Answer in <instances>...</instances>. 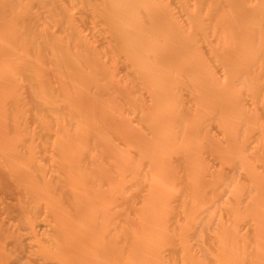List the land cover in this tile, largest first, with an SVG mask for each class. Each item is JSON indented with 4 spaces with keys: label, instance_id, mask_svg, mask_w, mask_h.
Segmentation results:
<instances>
[{
    "label": "bare ground",
    "instance_id": "bare-ground-1",
    "mask_svg": "<svg viewBox=\"0 0 264 264\" xmlns=\"http://www.w3.org/2000/svg\"><path fill=\"white\" fill-rule=\"evenodd\" d=\"M263 168L264 0H0V264H264Z\"/></svg>",
    "mask_w": 264,
    "mask_h": 264
},
{
    "label": "rangeland",
    "instance_id": "rangeland-1",
    "mask_svg": "<svg viewBox=\"0 0 264 264\" xmlns=\"http://www.w3.org/2000/svg\"><path fill=\"white\" fill-rule=\"evenodd\" d=\"M125 152H127V151L125 150ZM123 153H124V152H123ZM123 167H124L123 169L127 168V167H125V166H123ZM260 170H261V169H260ZM260 170H258V172H259ZM121 171L123 172L122 168H121ZM126 171H127V169L124 171V174L126 173ZM261 171H262V170H261ZM261 171L258 173V175L264 171V168H263V171H262V172H261ZM263 173H264V172H263ZM123 178H124V176H123ZM108 195H109V194H108ZM106 197H107V196H106ZM106 197H105V198H106ZM105 201H107V200H105ZM217 204H218V203H217ZM219 204H220V202H219ZM219 204H218V205H219ZM62 205H64V204H62ZM66 205H67V204H66ZM188 206H189V208H191L190 205H188ZM213 207H214V206H213ZM218 207H219V206H218ZM192 209H193V208H192ZM192 209H191V210H192ZM219 209H220V207H219ZM187 210H188V211H187ZM208 210L211 211L210 209H208ZM208 210L205 211V212H207V213H204V215H202V217H203V218L207 217V219H208L209 217L211 218V216H212V219H214V218H213L214 215H212V213L215 212V211L213 210L212 213H211V212H208ZM217 210H218V209H217ZM63 211H64V212L67 211L66 206L63 208ZM186 211L189 212L190 209L187 208ZM209 213H210V214H209ZM218 213H219V212H218ZM202 214H203V213H202ZM206 214H209V215H211V216L206 215ZM205 215H206V216H205ZM204 216H205V217H204ZM208 216H209V217H208ZM197 218H198V217H195V219H197ZM77 219H78V220H77ZM79 219H80V220H79ZM207 219H206L205 222L208 221ZM76 220H77V221H76ZM197 220H198V219H197ZM197 220H196V221H197ZM200 220H201V219H200ZM209 220H210V219H209ZM75 222H76V224H75L74 226H72V227H73V230H74V229L77 230V229L81 226V224H82V219H81L80 217H78V218L74 219V223H75ZM181 222L183 223L184 221H181ZM185 222H186V221H185ZM213 222H215V219L213 220ZM67 223H68V222H67ZM71 223H73V222L71 221ZM71 223H70V221H69V224H71ZM69 224H67V225H69ZM69 231H70V230H69ZM93 234H94V233L81 234L82 236L84 235V236H83L84 239H83V241H82L83 243H81V245H78V244H77V245H78V248H79V249H78V248H77V249H78V250H81V249H82V252H81V251H80V252H81V253H84V254H82V255H83V257H84L85 259L82 258V256L79 255L80 253H78V252H79L78 250H77V253H76V258L79 259V258L81 257L80 260L83 261V262L86 261L85 264H103L104 262H102V261L104 260V257H106V255H105L106 253L103 254L104 256H102V257H101V256L99 257V256L94 255V253H93V251H95L94 249H96V247L98 248V245H96V242H97V244H99V243H98V239H97V241H96V237H98L97 234H96V233H95L94 235H93ZM192 238H193V237H192ZM192 238H190V239H191V242H193V240H194V238H193V240H192ZM85 239H87V240L85 241ZM91 240H92V241H91ZM147 240H150V239H147ZM89 241H90V242H89ZM93 242H94V243H93ZM149 242H150V241H149ZM149 242H148V243H149ZM63 243H65V242H63ZM63 243L61 242L62 245H63ZM86 243H87V244H86ZM148 243H146V244H148ZM193 243H195V241H194ZM61 244H60V245H61ZM146 244H145V245H146ZM62 245H61V247L58 249V251H60V252L57 251V254H58V253H61V251H62L61 248H62V249L64 248V246L62 247ZM177 245H178V244H177ZM79 246H80V247H79ZM81 246H83V247H81ZM148 246H149V245H148ZM148 246H147V248H148ZM80 248H81V249H80ZM99 248H100V247H99ZM99 248H98V249H99ZM149 248H150V247H149ZM65 251H66V250L62 251V252H63V253H62L63 255H62V254H58V255H57V258H58L59 264H60V263H62V264H69V262H68V258L71 257V256H70V253H68V252L65 253ZM96 251H97V250H96ZM96 251H95V252H96ZM85 252L87 253V255H86ZM127 253L129 254L130 251L127 252ZM127 253H126L125 256H124L126 259L124 258L125 260H124V259H123V260L128 262L129 260H128L127 257H126V256H127ZM66 254H67V255H66ZM64 255H65V256H64ZM78 255H79L80 257H79ZM84 255H85V256H84ZM100 255H101V254H100ZM61 256H62V257H61ZM77 256H78V257H77ZM140 256H141V255H140ZM141 257H142V256H141ZM141 257H139V258H141ZM63 258H64V259H63ZM90 258H91V259H90ZM101 258H102L103 260H101ZM139 258H138V260L140 261ZM143 258L146 259L145 256H144ZM143 258H141L142 261H143ZM97 259H98V260H97ZM105 259H107V258H105ZM60 260L63 261L64 263H63V262H60ZM136 260H137V259H136ZM136 260H135V262H136ZM148 260H149V259H148ZM151 260H152V259H150L149 262H148L147 264H151V263L153 262V261L150 262ZM153 260H154V259H153ZM156 260H157V261H156ZM161 260H162V259H160V261H159L158 258H155V262H154V264H155L156 262H157V264H158V261H159V264H161ZM165 260H168V261H166V262L163 261L164 263H162V264H165V263H166V264H167V263H168V264H179L177 260L174 261L175 263L173 262V260L171 261L170 259H165ZM169 260H170V261H169ZM90 261H92V262L90 263ZM104 261H105V260H104ZM106 261H107V260H106ZM124 261H123V262H124ZM132 261H133L132 263L129 261V264H134V260H132ZM139 261L137 262L138 264H141V263L144 264L142 261H140V262H139ZM176 261H177V262H176ZM172 262H173V263H172ZM121 264H122V262H121ZM124 264H125V263H124ZM135 264H136V263H135ZM152 264H153V263H152Z\"/></svg>",
    "mask_w": 264,
    "mask_h": 264
}]
</instances>
